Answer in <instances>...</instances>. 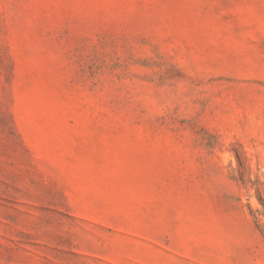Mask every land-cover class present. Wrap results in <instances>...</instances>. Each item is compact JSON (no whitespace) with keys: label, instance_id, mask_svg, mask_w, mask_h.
<instances>
[{"label":"rangeland","instance_id":"374dc122","mask_svg":"<svg viewBox=\"0 0 264 264\" xmlns=\"http://www.w3.org/2000/svg\"><path fill=\"white\" fill-rule=\"evenodd\" d=\"M0 264H264V0H0Z\"/></svg>","mask_w":264,"mask_h":264}]
</instances>
